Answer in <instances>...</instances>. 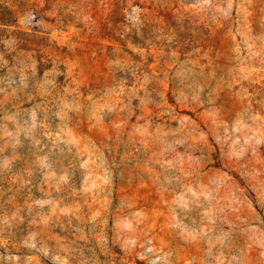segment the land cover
Wrapping results in <instances>:
<instances>
[{
  "label": "rangeland",
  "instance_id": "rangeland-1",
  "mask_svg": "<svg viewBox=\"0 0 264 264\" xmlns=\"http://www.w3.org/2000/svg\"><path fill=\"white\" fill-rule=\"evenodd\" d=\"M0 264H264V0H0Z\"/></svg>",
  "mask_w": 264,
  "mask_h": 264
}]
</instances>
